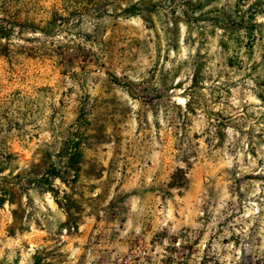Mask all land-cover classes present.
<instances>
[{"label":"rangeland","instance_id":"374dc122","mask_svg":"<svg viewBox=\"0 0 264 264\" xmlns=\"http://www.w3.org/2000/svg\"><path fill=\"white\" fill-rule=\"evenodd\" d=\"M0 18V264H264V0Z\"/></svg>","mask_w":264,"mask_h":264},{"label":"trees","instance_id":"16d2710c","mask_svg":"<svg viewBox=\"0 0 264 264\" xmlns=\"http://www.w3.org/2000/svg\"><path fill=\"white\" fill-rule=\"evenodd\" d=\"M13 24L7 22L5 18H0V37L9 38L13 33ZM2 204V202H0Z\"/></svg>","mask_w":264,"mask_h":264}]
</instances>
